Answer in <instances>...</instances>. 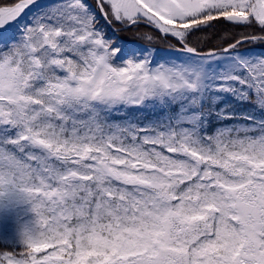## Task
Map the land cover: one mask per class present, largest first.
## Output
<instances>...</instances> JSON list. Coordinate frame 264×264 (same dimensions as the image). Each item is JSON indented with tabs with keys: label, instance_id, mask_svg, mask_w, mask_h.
<instances>
[{
	"label": "snow or ice",
	"instance_id": "snow-or-ice-1",
	"mask_svg": "<svg viewBox=\"0 0 264 264\" xmlns=\"http://www.w3.org/2000/svg\"><path fill=\"white\" fill-rule=\"evenodd\" d=\"M220 22L255 31L193 43ZM248 43L264 0H0V264H264Z\"/></svg>",
	"mask_w": 264,
	"mask_h": 264
},
{
	"label": "trees",
	"instance_id": "trees-1",
	"mask_svg": "<svg viewBox=\"0 0 264 264\" xmlns=\"http://www.w3.org/2000/svg\"><path fill=\"white\" fill-rule=\"evenodd\" d=\"M4 2H11V0H4ZM40 3H50L51 0H39ZM88 3L94 7V0H88ZM115 31L105 27V30L112 35L113 39H119L122 41H136L137 43L148 44V41L144 40L143 37L145 34H148L153 37L152 43L149 46L156 48L168 49L176 44V41L171 37H163L156 33L153 29L140 25L137 28L131 30H120L122 27L118 24L113 25ZM255 29H246L243 27H235L232 25L225 24L223 22L216 23V26L209 28L206 31H199L194 36L191 37L194 44L198 45L204 50L210 48L219 47L224 44L225 40L231 36L238 35L243 32H251ZM246 48H250L254 53H264V45L248 43L245 45ZM239 111H250L247 106H236Z\"/></svg>",
	"mask_w": 264,
	"mask_h": 264
},
{
	"label": "water",
	"instance_id": "water-1",
	"mask_svg": "<svg viewBox=\"0 0 264 264\" xmlns=\"http://www.w3.org/2000/svg\"><path fill=\"white\" fill-rule=\"evenodd\" d=\"M141 25H143V26H146V25H144V24H141ZM146 27H149V26H146ZM149 28H151V27H149ZM152 29V28H151ZM120 30H124L123 28H121Z\"/></svg>",
	"mask_w": 264,
	"mask_h": 264
}]
</instances>
